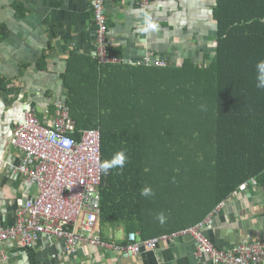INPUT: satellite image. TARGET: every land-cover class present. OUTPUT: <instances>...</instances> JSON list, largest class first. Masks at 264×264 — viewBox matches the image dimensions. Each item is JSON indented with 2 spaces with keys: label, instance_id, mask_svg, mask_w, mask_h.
I'll return each instance as SVG.
<instances>
[{
  "label": "trees",
  "instance_id": "obj_1",
  "mask_svg": "<svg viewBox=\"0 0 264 264\" xmlns=\"http://www.w3.org/2000/svg\"><path fill=\"white\" fill-rule=\"evenodd\" d=\"M214 3L211 56L160 67L99 65L69 54L63 101L76 130H99L101 165L118 152L126 156L123 169L101 170V229L122 224L126 237L137 233L139 240L175 232L144 224L155 196L141 192L157 174H168L158 170L171 169L184 195L203 205L198 223L245 182L255 179L264 193V89L256 87L255 67L264 60V0ZM25 252L36 264L33 250Z\"/></svg>",
  "mask_w": 264,
  "mask_h": 264
},
{
  "label": "crops",
  "instance_id": "obj_2",
  "mask_svg": "<svg viewBox=\"0 0 264 264\" xmlns=\"http://www.w3.org/2000/svg\"><path fill=\"white\" fill-rule=\"evenodd\" d=\"M92 2L0 0V220L5 225L14 224L16 212L35 194L34 188H29L16 174H10L8 164L16 163L17 158L6 140L30 108L43 124L50 122L55 104L66 99L62 75L70 53L93 58ZM214 2L150 0L149 6L140 10L130 1L103 0L109 48L120 55L122 62L118 64L129 66H149L154 59L162 58L176 66L183 58L190 59V55L211 56L215 37L211 18ZM146 57L149 61L142 63ZM200 63L208 65L204 61ZM159 162L162 161H155ZM158 172L168 174L159 173L162 175L157 174L150 182L155 197L147 210L145 226L177 231L197 224L203 215V205L184 195L183 181L170 174L171 169ZM166 191L167 200L163 197ZM161 213L163 223L158 219ZM190 217L196 221L189 226ZM207 217H211L212 223L204 227V234L218 249L243 241H264L262 188L256 184L234 191L204 219ZM122 226L100 228L103 239L127 244ZM134 234L139 240L137 233ZM2 246L7 255L4 264H32L26 249L17 241ZM33 252L36 264H212L207 256L198 253L196 243L188 237L160 243L155 251L142 249L136 256L85 243L75 253H68L63 242L47 244L42 240Z\"/></svg>",
  "mask_w": 264,
  "mask_h": 264
},
{
  "label": "built area",
  "instance_id": "obj_3",
  "mask_svg": "<svg viewBox=\"0 0 264 264\" xmlns=\"http://www.w3.org/2000/svg\"><path fill=\"white\" fill-rule=\"evenodd\" d=\"M115 1H130L142 10L149 6V0ZM92 17L95 26L93 59L99 65L122 62L108 51L103 0H93ZM148 61L146 57L142 63ZM6 141L17 158L16 163L8 164L10 174H16L29 188H34L35 194L16 212L13 225H5L0 220L1 264L7 262L2 245L11 241H17L26 250L37 248L39 240L47 244L61 241L68 253H75L85 243L136 256L142 249L154 251L160 243H173L179 237L192 239L198 253L207 256L212 264H264V241L261 240L216 248L204 234V227L212 223L210 217L150 239L136 240V235L131 233L127 235V244L103 240L99 226L100 132L98 129L76 130L64 102L55 104L54 115L45 124L37 119L33 108L27 110L23 122L15 126ZM243 189L244 186L239 187Z\"/></svg>",
  "mask_w": 264,
  "mask_h": 264
},
{
  "label": "clouds",
  "instance_id": "obj_4",
  "mask_svg": "<svg viewBox=\"0 0 264 264\" xmlns=\"http://www.w3.org/2000/svg\"><path fill=\"white\" fill-rule=\"evenodd\" d=\"M149 27H155V25L149 24ZM256 71H257V75H256V87L258 89H264V60H259L257 61L256 65ZM126 163V156L125 153L123 151L118 152L113 159L111 160V162L105 163L101 165V170L105 172V174H107L108 170L110 168H114V167H119L120 169H123L124 165ZM151 189L150 188H144L141 192V195L143 196H148L151 195ZM158 219L161 221V223H163L164 221V216L163 214H159Z\"/></svg>",
  "mask_w": 264,
  "mask_h": 264
},
{
  "label": "bare ground",
  "instance_id": "obj_5",
  "mask_svg": "<svg viewBox=\"0 0 264 264\" xmlns=\"http://www.w3.org/2000/svg\"><path fill=\"white\" fill-rule=\"evenodd\" d=\"M159 62H162L164 64V65H162L160 67H165L166 64H167L166 60L162 58V59H160L158 61H156V59H154L149 65H152V66L153 65H157V63H159ZM114 64H118V63H114ZM103 65H113V64H103ZM157 66H159V65H157ZM255 181L256 180L252 179V180H250L248 182L243 183L241 186H244V188H246L248 185L255 186L256 185V182Z\"/></svg>",
  "mask_w": 264,
  "mask_h": 264
},
{
  "label": "rangeland",
  "instance_id": "obj_6",
  "mask_svg": "<svg viewBox=\"0 0 264 264\" xmlns=\"http://www.w3.org/2000/svg\"><path fill=\"white\" fill-rule=\"evenodd\" d=\"M149 2H150V0H149ZM141 10V9H140ZM93 18V17H92ZM107 23V22H106ZM108 51H109V49H108ZM121 59V58H120ZM206 62V64L208 63V61H204V63ZM198 159V158H197ZM197 159H195V161L197 160ZM204 181H205V178L203 177V176H200L199 178H198V186H202L203 184H204ZM186 187V186H185ZM185 192H188V188L186 187V191ZM210 219H211V217H210ZM212 243V242H211ZM213 244V243H212ZM214 245V244H213ZM158 248V247H157ZM156 248V249H157ZM111 251H113V250H111ZM155 251V250H154ZM114 252V251H113ZM116 253V252H115ZM126 255H129V254H126Z\"/></svg>",
  "mask_w": 264,
  "mask_h": 264
}]
</instances>
